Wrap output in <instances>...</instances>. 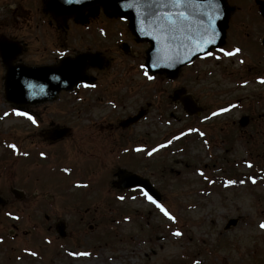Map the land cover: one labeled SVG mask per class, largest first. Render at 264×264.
<instances>
[{
  "label": "rangeland",
  "instance_id": "374dc122",
  "mask_svg": "<svg viewBox=\"0 0 264 264\" xmlns=\"http://www.w3.org/2000/svg\"><path fill=\"white\" fill-rule=\"evenodd\" d=\"M231 1L237 9L230 14L223 49L239 47L241 52L229 57L215 50L213 56L184 67L177 79L157 75L153 81L143 66L149 45L131 44L126 33L116 31H125V25L103 10L87 18L86 32L69 19L68 33L61 35L52 16L43 13V0H0V36L27 43L19 57L23 62L44 58L55 47L51 41H60L57 36L78 41V50L112 47L105 52L114 60L109 73L113 78L98 73L112 91L100 92L101 101L70 106L71 99L65 97L49 107L59 124L72 127L71 137L55 146L39 139V127L12 113L13 106L3 98L0 62V194L8 198L0 207V264H264V229L259 227L264 222V58L258 45L264 20L252 14L254 0ZM102 26L110 31L107 38L96 35L95 28ZM124 36L130 55L118 47ZM182 87L202 107L192 119L171 100L173 90ZM224 105L229 111H220ZM140 108L148 113L136 125L122 129L115 124ZM242 118L249 123L240 125ZM181 133L188 136L172 137ZM112 139L121 149L110 150ZM31 140L50 150L73 143L77 147L44 161L6 152L9 145L28 149ZM162 140L166 147L160 146ZM87 142L94 143L91 153L109 168L87 169L94 163L92 154L78 152ZM153 148L157 151L149 156ZM118 166L149 178L161 192L159 203L175 220L140 191L114 187ZM26 174L36 177L30 192H38V200L10 199V184L21 188L18 179ZM81 189L87 199L79 209L76 200L85 192ZM59 219L67 222L65 239L54 228ZM231 219L237 222L226 229ZM176 231L183 235H173Z\"/></svg>",
  "mask_w": 264,
  "mask_h": 264
},
{
  "label": "water",
  "instance_id": "95a60500",
  "mask_svg": "<svg viewBox=\"0 0 264 264\" xmlns=\"http://www.w3.org/2000/svg\"><path fill=\"white\" fill-rule=\"evenodd\" d=\"M96 5L111 9L112 15L127 18L137 40L149 41L152 45L147 50L146 67L153 73H166L170 78H176L184 65L198 55L205 54L198 51L195 45L205 38L204 29L208 27V15L214 18L208 35L214 30L215 43L208 45L206 51L225 43L228 18L233 11L225 0L214 2L197 0L182 7L172 6L169 0H79L72 4L66 3V0H46L44 11L63 21L71 16L83 19L84 11ZM262 11L264 13V5ZM177 12H184L188 19L180 21L175 30L169 29L163 16L166 14L175 16ZM20 53L18 42L7 38L0 39V55L6 70L4 96L7 101L20 107L56 100L61 90H72L79 83L90 81V76L86 73L89 65L104 66V59L99 53H80L76 57L64 58L55 65L30 67L21 63L15 64ZM184 93V89L175 91L173 99H180L190 114L199 113L200 108L196 101L191 95L182 96ZM144 113L141 111L138 115L125 120L122 125L137 122ZM55 131V135L52 136L55 140L68 133L67 128L58 127ZM117 175L120 180L115 182V185L124 189L137 186L130 182V178H135L140 181L139 186L160 199V193L149 180L123 168L118 170ZM0 203H5L1 197ZM236 222L232 219L226 227L235 225ZM58 228L59 232L65 235L64 226L60 225Z\"/></svg>",
  "mask_w": 264,
  "mask_h": 264
},
{
  "label": "flooded vegetation",
  "instance_id": "af4514ba",
  "mask_svg": "<svg viewBox=\"0 0 264 264\" xmlns=\"http://www.w3.org/2000/svg\"><path fill=\"white\" fill-rule=\"evenodd\" d=\"M56 27L58 28V30L62 31L63 35H65L67 29L69 28V27H63V26H56ZM100 31H101V29H100ZM101 34H102V31H101ZM126 37H129L131 44H135V38L131 34L127 33ZM57 38L60 40L58 42V44L56 45L57 41H51L55 47L52 50L48 51L44 58L43 57L40 58V60H38L34 64L56 62L61 56H65V55H71L72 56V55H75L76 53H78L79 51L90 50V49L78 50L76 47L78 45L77 42H76L77 45L75 46V43L69 41L68 38L66 39L65 37H59V36H57ZM54 40H56V39H54ZM22 43L24 44V52H25L28 49V45L24 41H22ZM118 47L121 48L120 44L118 45ZM44 48H47V47L44 46ZM111 48L112 47H106V49L103 47L93 48V49H91V51L102 53L107 59H109L111 61V64H112L114 61L113 57L108 55L107 52H105ZM126 54H128V53H126ZM47 56H48V58H47ZM89 72L95 76L94 80L92 81V83L90 85L79 86L74 92H70V93L62 91L60 94L59 100H62L63 98L66 97V98L71 99V100H68L69 102H67V103H69L70 106H73V105L84 106V103H86L89 100L95 99V98L98 99L99 101H101L102 97L100 96V92L108 91L107 93H112V91H110V88H111L110 83L107 82L108 83L107 86L102 85L103 82L101 79H99V76H98V73H101V72H103V73L108 72L107 75H110L109 74L111 72L110 69H99V68L89 67ZM110 77L113 78V76H111V75H110ZM98 88L100 90H98ZM72 99H73V101H72ZM60 102L61 101H56L53 103H44V104L36 105V106H29V107H26L24 109L26 112H28V114H30L31 116L36 118L38 120V122L41 123V127L37 128L39 139H43L44 136L45 137L48 136L50 133V129L53 128L54 125L59 124L60 121H58L56 118H54L52 116V115L56 114V111H53V113L50 114L49 107H51V105L54 103H60ZM116 123H118V122L116 121L115 124ZM62 124L66 125L65 123H62ZM59 125H61V124H59ZM116 128H118V126H116ZM32 133H35V135H36L35 131H33ZM32 133H30V135L33 137ZM38 143H33V144H35V146L38 147L39 146ZM56 143L57 142H55L53 144H56ZM83 147L84 148H82V149L84 151L90 150L88 142H87V144L83 145ZM22 183L24 185H26L25 180H23ZM26 196L27 195H25L24 198Z\"/></svg>",
  "mask_w": 264,
  "mask_h": 264
},
{
  "label": "snow or ice",
  "instance_id": "6c2138e0",
  "mask_svg": "<svg viewBox=\"0 0 264 264\" xmlns=\"http://www.w3.org/2000/svg\"><path fill=\"white\" fill-rule=\"evenodd\" d=\"M74 2H79V0H66V3L72 4ZM193 2H197V0H169V3L174 6V7H182L185 4H192ZM209 2H214V0H209ZM205 15H208L207 13H205ZM163 19L165 20L166 24L168 25L169 29H173L175 30L178 26V23L180 21H186L188 19V17L185 15L184 12H177L175 13V16H173L172 14H166L163 16ZM214 23V18L210 15H208V27L204 29V33H205V38H202L198 43H196L195 47L198 51L204 52L206 56H213V53L210 51H206V47L208 45L214 44L215 43V32L214 30L211 32V35H208L209 30L212 29V25ZM220 52L223 53L226 56H234L238 53L241 52V49L239 47L231 50V51H225V49L221 48ZM218 59V57H217ZM143 67V66H142ZM76 70V69H74ZM145 76H147L149 79H152L151 76H149V74L147 72H145ZM261 83H264V79H262L260 81ZM231 107H235V105H232ZM221 112H227L229 111L228 108H222L220 110ZM218 113H213V115H217ZM5 115H7V113H5ZM16 115H20V116H26L33 124L36 123V120L33 116H31L30 114L26 113V112H16ZM200 135H204V133H200ZM169 143H171V141H169ZM11 148L15 149L16 145H10ZM161 147H164V145H161ZM137 152L143 151V149L137 148L136 149ZM157 149L153 148L150 152H148V155L151 156L154 152H156ZM25 155H27V153H25ZM41 155L43 156L44 153H41ZM65 171H68V169H65ZM130 182L137 184V190L140 191L142 193V195L153 205H155L166 217H168V219L170 220H175V217L164 207L163 204L159 203L147 190L140 188L139 184L140 181L135 179V178H130ZM253 183H256L255 180L252 181ZM235 181L229 180L228 184H235ZM241 183H243V181H241ZM121 200L124 199L123 196L120 197ZM14 219H19L18 217H14ZM259 227L261 229H264V222H261ZM173 235L179 237L182 236L183 234L180 231H176L173 233ZM33 255H35V253H33ZM79 255H88V253H80ZM196 264H200L199 261L196 262Z\"/></svg>",
  "mask_w": 264,
  "mask_h": 264
},
{
  "label": "trees",
  "instance_id": "16d2710c",
  "mask_svg": "<svg viewBox=\"0 0 264 264\" xmlns=\"http://www.w3.org/2000/svg\"><path fill=\"white\" fill-rule=\"evenodd\" d=\"M260 264H262V262Z\"/></svg>",
  "mask_w": 264,
  "mask_h": 264
}]
</instances>
